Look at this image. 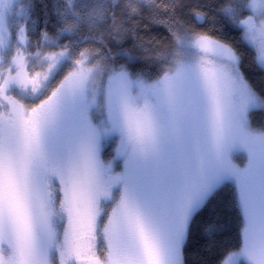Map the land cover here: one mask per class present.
<instances>
[{
  "label": "snow or ice",
  "instance_id": "1",
  "mask_svg": "<svg viewBox=\"0 0 264 264\" xmlns=\"http://www.w3.org/2000/svg\"><path fill=\"white\" fill-rule=\"evenodd\" d=\"M0 264H264V0H0Z\"/></svg>",
  "mask_w": 264,
  "mask_h": 264
},
{
  "label": "trees",
  "instance_id": "2",
  "mask_svg": "<svg viewBox=\"0 0 264 264\" xmlns=\"http://www.w3.org/2000/svg\"><path fill=\"white\" fill-rule=\"evenodd\" d=\"M184 2L186 4H190V5L194 6L197 3L206 2V0H184ZM144 23H149L150 24V21L145 20ZM142 34L144 36V42H145V44H147L151 40V38L153 36H156L157 39H158L159 36L165 35L166 34V30L163 29L162 27H158L156 25H152L150 28H147V29L142 28ZM105 42L107 43V37H105ZM138 54L144 55L145 53L142 50H138ZM260 119H261V117H260L259 114H257L254 117V121L256 123H259ZM205 218H207V213H205ZM198 237H199L198 231L194 230L193 239L189 243V249H188L189 253L195 251V249H196V240L198 239ZM201 243H202V241H201ZM189 259H191V255H189Z\"/></svg>",
  "mask_w": 264,
  "mask_h": 264
}]
</instances>
